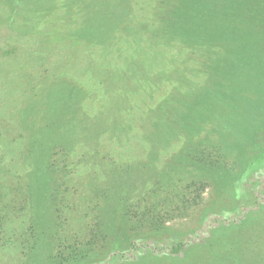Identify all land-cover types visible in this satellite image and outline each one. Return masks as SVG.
<instances>
[{
  "label": "rangeland",
  "instance_id": "obj_1",
  "mask_svg": "<svg viewBox=\"0 0 264 264\" xmlns=\"http://www.w3.org/2000/svg\"><path fill=\"white\" fill-rule=\"evenodd\" d=\"M0 264H264V0H0Z\"/></svg>",
  "mask_w": 264,
  "mask_h": 264
},
{
  "label": "trees",
  "instance_id": "obj_2",
  "mask_svg": "<svg viewBox=\"0 0 264 264\" xmlns=\"http://www.w3.org/2000/svg\"><path fill=\"white\" fill-rule=\"evenodd\" d=\"M200 185V184H199ZM203 185V183L200 185V187ZM189 186H196V184H191V185H189ZM189 186H187L186 188H188ZM181 244L180 243H175L173 246L175 247V249H172L173 251H175V253H178L179 251H181V246H180ZM57 255H58V253H57ZM59 256V255H58ZM57 256V257H58Z\"/></svg>",
  "mask_w": 264,
  "mask_h": 264
}]
</instances>
